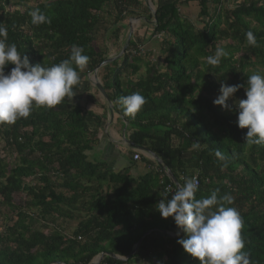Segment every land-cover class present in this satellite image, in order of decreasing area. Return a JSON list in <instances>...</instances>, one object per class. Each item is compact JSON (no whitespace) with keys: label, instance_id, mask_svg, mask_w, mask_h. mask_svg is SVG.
<instances>
[{"label":"trees","instance_id":"trees-1","mask_svg":"<svg viewBox=\"0 0 264 264\" xmlns=\"http://www.w3.org/2000/svg\"><path fill=\"white\" fill-rule=\"evenodd\" d=\"M149 1L152 13L144 0H36L33 7L28 0H0L8 43L32 65L68 59L74 44L90 58L79 70L72 99L34 107L28 118L0 124V210H5L0 212V264H91L100 254L97 264H199L177 243L186 234L158 211V202L171 198L166 188H175L155 161L127 143L137 175L109 170L87 156L104 119L85 109V103L97 106L85 76L119 51L122 28L131 18L148 25V40L153 38L162 62L143 58L150 55L142 54L147 38L137 33L123 56L97 71L112 114L127 126L125 141L155 154L180 185L197 178L196 199L216 189L230 194L244 221L243 251L252 264H264V146L245 143L247 129L238 127L235 110V102L246 99L247 77L264 74V0H191L202 29L181 13L190 0ZM37 8L50 24L31 23ZM249 31L258 46L248 45ZM217 47L228 55L211 66L205 58ZM222 82L244 85L228 101L231 111L213 103ZM134 92L147 103L134 117L126 116L118 100ZM217 148L227 167L215 156Z\"/></svg>","mask_w":264,"mask_h":264},{"label":"clouds","instance_id":"clouds-1","mask_svg":"<svg viewBox=\"0 0 264 264\" xmlns=\"http://www.w3.org/2000/svg\"><path fill=\"white\" fill-rule=\"evenodd\" d=\"M30 16L33 25L51 23V19L38 8ZM246 40L248 45L258 46L253 32L246 33ZM83 53V47L74 44L68 59L51 66L32 65L15 43H8V29L0 23V124H14L20 118H28L34 107L52 108L66 98L76 96L73 89L81 82L79 70L86 68L90 60ZM227 55L224 48L217 47L215 54L205 59L209 65L218 66ZM8 65L14 67L6 74ZM92 75L87 74L88 77ZM241 87L244 85L222 82L214 105L233 110L228 101L234 99ZM245 93L246 99L235 102L238 127L247 129L246 144L264 146V74L248 76ZM118 103L123 106L124 115L134 117L147 100L139 92H134L120 97ZM215 156L223 162L222 167H227V157L219 148L215 150ZM174 190L170 199L165 197L158 202V211L164 219L173 218L176 226L186 234L187 238L178 239L177 243L187 254L199 264H252L250 253L243 251L244 221L238 209L231 206L233 197L230 194L221 195L216 189L210 196L196 199L199 187L195 178L186 179Z\"/></svg>","mask_w":264,"mask_h":264},{"label":"crops","instance_id":"crops-1","mask_svg":"<svg viewBox=\"0 0 264 264\" xmlns=\"http://www.w3.org/2000/svg\"><path fill=\"white\" fill-rule=\"evenodd\" d=\"M93 90L94 88L91 89L90 94L96 100L97 106H94L92 109L87 110L92 111L97 115H103L104 121L100 138L98 142H96L94 147L89 151L87 156L89 157V159L93 158L97 161L103 162L109 170L125 171L129 169V174L137 175L139 173L137 169L131 168L129 165V158L132 153L137 152L143 155L148 160L153 159H151L146 153H143L141 151L132 149L133 152H129V150H127V146L125 143V139L127 138V126L123 123L122 120L112 114L111 110L107 107V102L102 98V96H100L98 91L96 93L95 90L94 92ZM105 103L107 107L106 112L104 111L105 109H103ZM90 105L92 106V104ZM158 171L162 172L163 174H165V176H167L166 172H163V169L161 170L159 168ZM176 181L179 183L177 179Z\"/></svg>","mask_w":264,"mask_h":264},{"label":"water","instance_id":"water-1","mask_svg":"<svg viewBox=\"0 0 264 264\" xmlns=\"http://www.w3.org/2000/svg\"><path fill=\"white\" fill-rule=\"evenodd\" d=\"M144 3L147 6L148 10L152 13L153 12L152 5L147 0H144ZM153 18H154V20L151 23H149V27H151L153 25V23H155V16L154 15H153ZM138 20H139V18H131L128 21V23H127L128 32H127V35L125 36V41H124V43H123L120 51L118 52V54L116 56H114V57L112 56V57H109L108 59L104 60L93 71L92 82L94 83V87L98 91V93L100 94V96H102V98L107 102V107L110 110H111L112 106H111V104H110V102H109V100L107 98V95H106L105 91L103 90L102 86L100 85V83L97 80V71H98V69L100 67H102V66H104L106 64H109V63L117 60L121 56H123V54L125 53L128 45L130 43L131 37L133 35V31H134L135 27L138 26V24H137L138 23ZM125 142L132 149L141 151L143 153H146L151 159H153L156 162V164L166 172L169 180L174 184V187L177 189V187L179 186V183L173 177V175L171 174V172L167 171L163 167L160 159L155 154L151 153V151L147 150L146 148H143L141 146H138V145H136V144H134L132 142H128V141H125ZM162 233L163 234H166V235H169V234L165 233L164 231ZM169 236L170 237H173L174 235H169ZM139 244H140V241L137 242V244L135 245V248L131 251V255L135 252V250H136V248L138 247ZM103 256H104L103 254H100V256L97 259H95L91 264H97L102 259ZM110 256L113 258L112 255H110Z\"/></svg>","mask_w":264,"mask_h":264},{"label":"rangeland","instance_id":"rangeland-1","mask_svg":"<svg viewBox=\"0 0 264 264\" xmlns=\"http://www.w3.org/2000/svg\"><path fill=\"white\" fill-rule=\"evenodd\" d=\"M48 1H52V0H48ZM148 2H150L149 0H147ZM39 2L40 3H42V2H45V0H39ZM36 4V0H28V6L29 7H33V6H36L35 5ZM152 9H153V7H152ZM9 10H11V9H9ZM198 12V6L196 5V3L194 2V1H189V4L181 11V13L183 14V15H187V18L189 17L190 18V20L192 21V23H194L195 25H196V27H198L199 29H202V27H203V25H201V24H197L196 22H195V16H196V13ZM189 20V19H188ZM123 24H124V22H123ZM147 28H148V25H147V27L146 26H144V25H140V24H138V26L137 27H135V29H134V31H133V35H132V37L134 36V35H136L137 33H139V35H144L145 34V39L147 38V41H146V43H144L143 44V46H142V54H146L147 52L148 53H150V55H145V56H143V58L145 57V59H147V60H149V61H151V62H153V61H155V58H159V60H160V63L162 62V59H161V57L158 55V51H157V46L154 44V42H153V38L152 39H150V40H148V38H149V31L147 30ZM127 32H128V27H127V25H126V27H125V29H123L122 28V32H121V36H122V39H123V42L125 41V36L127 35ZM121 49V48H120ZM120 49H119V51H120ZM119 51H115V52H113L112 54H111V57L113 56H116L117 54H118V52ZM154 55V56H153ZM242 55V53H239V54H237L236 55V58H238V57H240ZM143 62L145 63L146 62V60H143ZM144 70H145V65L144 64H142V67H141V71H140V73H144ZM85 79L87 80L88 79V81H89V83H90V86H91V88H93L92 86H93V83H91V81L90 80H92V77L90 78V77H88L87 76V78H86V76H85ZM133 81H136L137 80V77H135V78H133L132 79ZM93 92H94V90H93ZM98 95V94H97ZM85 96V95H84ZM80 101L83 103L84 102V97H82L81 99H80ZM85 105V109H92L94 106H91L90 104H87L86 105V103L84 104ZM10 161H12V160H10ZM0 212H1V214L2 213H5V210L3 209V208H1V210H0ZM7 216H11V214H7ZM0 221H1V219H0ZM73 224V223H72Z\"/></svg>","mask_w":264,"mask_h":264},{"label":"built area","instance_id":"built-area-1","mask_svg":"<svg viewBox=\"0 0 264 264\" xmlns=\"http://www.w3.org/2000/svg\"><path fill=\"white\" fill-rule=\"evenodd\" d=\"M135 158H136V156H135ZM195 178V177H194ZM196 180H197V178H195ZM174 192H175V190H173V189H171V188H166V194L167 195H170V196H172L173 194H174Z\"/></svg>","mask_w":264,"mask_h":264}]
</instances>
